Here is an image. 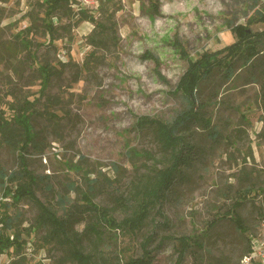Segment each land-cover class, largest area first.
<instances>
[{
  "label": "rangeland",
  "instance_id": "1",
  "mask_svg": "<svg viewBox=\"0 0 264 264\" xmlns=\"http://www.w3.org/2000/svg\"><path fill=\"white\" fill-rule=\"evenodd\" d=\"M155 1L157 12L150 0H72L70 8L62 7L50 18V31L42 0H0V113L10 120L13 105L37 99L30 105V121L44 152L29 148L26 157L29 170L48 176L44 181L52 190L37 189L35 195L54 210L57 192L70 197L68 204L82 206L80 195L66 186L73 182L86 190L84 175L91 171L89 178L98 179L90 195L93 203L120 221L126 213L115 197H129L170 156L154 129L136 128L137 118L172 122L185 110V99L174 90L188 60L237 41L233 26L264 33V22L247 23L264 0ZM79 10L105 25L102 40H94L101 32L92 36L95 25L81 20ZM259 37L260 54L250 61L244 55L233 57L230 78L224 65L199 85L198 118L180 132L190 163L181 167L162 202L167 225L154 209L136 234L100 224L102 239L83 238L86 251H95L104 263L126 264L142 256L140 244L153 235L146 264H239L247 254V239L258 237L264 218V37ZM22 40L30 42L29 51ZM37 63L57 70L43 93ZM132 149L142 154L130 157ZM17 153L0 138L1 168L16 169ZM81 155L80 171L66 167ZM112 163L119 173L112 171ZM235 202L240 203L236 211L243 232L227 212ZM16 210L26 243L20 254L11 249L1 253L0 264H75L64 247L43 241L46 230L35 225L39 212L34 201L23 200L11 208L13 214ZM78 217L74 229L80 232L92 217ZM182 236L196 245L190 242L178 260Z\"/></svg>",
  "mask_w": 264,
  "mask_h": 264
},
{
  "label": "trees",
  "instance_id": "2",
  "mask_svg": "<svg viewBox=\"0 0 264 264\" xmlns=\"http://www.w3.org/2000/svg\"><path fill=\"white\" fill-rule=\"evenodd\" d=\"M72 0H42L45 18L48 20L45 23L47 30L52 31L53 26L50 18L55 16V12L62 7L70 8ZM152 10L157 12V2L150 0ZM257 4L259 0H253ZM260 9L255 11V16L247 21L248 25L252 23L264 22V1ZM82 15L81 20H90L94 23V32H101L94 38L95 41L102 40L101 36L106 28L101 22L95 21L92 17H88L86 12L79 10ZM45 20V19H44ZM97 28V29H96ZM96 29V30H95ZM232 33L237 38L234 43L223 47L215 52H204L196 60H188V66L185 73L180 77L174 92H180L186 101V109L181 111L172 122H165L159 119H152L148 116H140L136 120V128L140 130L144 128L154 129L155 137L169 152L168 164L162 169H152L145 177V180L138 182L131 192L129 197L118 195L115 197L116 205L125 211V216L116 221L106 207L99 206L93 203L91 193L95 190L98 183L97 177L90 179L87 171L86 175V190H82L75 183H69L66 186L67 191L75 192L80 195L83 200L82 206L78 207L74 204H68L71 199L68 196L58 195V209L54 210L50 205L41 202L35 195L36 190L49 192L52 187L44 181L48 176H37L28 168L26 153L29 148L35 152L42 154L44 148L41 147L39 133L34 131L30 121L31 111L30 105L33 101H25L21 105H13L16 110L12 119H7L0 113V138L3 143L17 151L18 166L16 169L7 172L0 167V254L7 250H12L16 254L23 250L25 240L22 238V229H19L21 222L19 221L20 213L16 210L14 214L11 208L19 204L23 200H32L38 208V216L35 220L37 227H42L46 230L42 238L46 243H53L57 246L64 247L67 258L75 264H108L104 263L96 257L95 251H86L83 247V238L92 236L94 241H100L103 237V231L98 225L105 224L110 228L118 229L122 232L136 234L142 229L150 212L154 209L155 213L164 218V224L167 225L166 217L161 212L162 202L167 198L169 191L175 183L177 174L181 172V167L190 163L189 150L184 146L183 137L180 135L181 129L188 130L198 118V112L195 109L197 102V91L202 80L212 74L217 68H222L226 65L227 78L233 74L230 62L235 56H247L246 61L255 58L262 50L259 49L258 41L264 37V33H252L246 25L237 24L231 28ZM23 46L30 50V42L27 40L21 41ZM183 55L185 53L180 47ZM227 62V63H226ZM226 63V64H225ZM87 66V62H85ZM37 72L40 76V92L43 93L49 81L56 74L55 67L48 64L37 63ZM49 116L55 118L53 113H48ZM208 126L209 122L206 121ZM142 154V153H141ZM139 154L136 150H131L128 155L130 157ZM143 154L147 158L153 159L151 153L144 151ZM84 157L79 156L78 162L66 164L67 168H72L80 171L83 167L81 162ZM112 171L119 173L120 168L117 164L112 163ZM101 174V171L98 173ZM112 181V180H110ZM8 199V200H7ZM240 203H233L232 208L227 211L231 215L236 228L243 232L246 227L243 225V220L238 215L236 208ZM58 211H62V215H58ZM87 215L92 217V221L88 222L82 231H75L74 225L78 222V216ZM215 225L212 221L209 226ZM153 235H147L140 244L142 248V256L136 259L129 260L126 264H146L150 259L151 251L147 248L148 243L153 240ZM251 240L247 239L246 253L250 251ZM181 247L178 260H181L184 254L189 250L190 242L196 245V240L191 237L182 236L178 239ZM11 264H19L18 261H13Z\"/></svg>",
  "mask_w": 264,
  "mask_h": 264
},
{
  "label": "built area",
  "instance_id": "3",
  "mask_svg": "<svg viewBox=\"0 0 264 264\" xmlns=\"http://www.w3.org/2000/svg\"><path fill=\"white\" fill-rule=\"evenodd\" d=\"M239 264H264V218L260 224L258 237L252 238L250 251L242 257Z\"/></svg>",
  "mask_w": 264,
  "mask_h": 264
}]
</instances>
